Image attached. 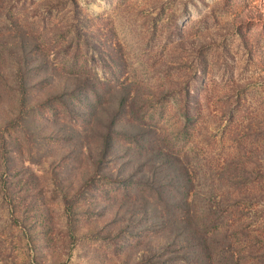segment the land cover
I'll return each mask as SVG.
<instances>
[{
  "label": "rangeland",
  "instance_id": "rangeland-1",
  "mask_svg": "<svg viewBox=\"0 0 264 264\" xmlns=\"http://www.w3.org/2000/svg\"><path fill=\"white\" fill-rule=\"evenodd\" d=\"M0 264H264V0H0Z\"/></svg>",
  "mask_w": 264,
  "mask_h": 264
},
{
  "label": "trees",
  "instance_id": "trees-1",
  "mask_svg": "<svg viewBox=\"0 0 264 264\" xmlns=\"http://www.w3.org/2000/svg\"><path fill=\"white\" fill-rule=\"evenodd\" d=\"M103 151H102V154L100 155V157H99V159L98 158H94L93 156H91V163L94 165V166H99V165H103V163H101V162H104V160H106L107 159V157H108V154L111 152V150H112V147L114 146V141H112V139L111 138H109L108 136H104L103 138ZM89 152V151H88ZM148 177V176H147ZM129 180V176H125V178L124 179H121V181H128ZM130 181V180H129ZM133 181V180H132ZM152 181L154 182V183H161V181H159V180H157V178H156V176L155 175H153V178H152ZM134 182V181H133ZM146 182H147V180H145V181H142L141 183L142 184H146ZM154 185V184H153ZM169 186L171 185V184H168ZM155 186H158V185H155ZM163 186V185H162ZM179 191V190H178ZM183 193V192H185L184 190H181V191H179V193ZM181 193H180V195H181ZM184 201H181V204H177V205H175V206H173L174 208H176L177 210H179V211H182V208L181 207H185L186 205H187V203L186 202H184ZM147 204L148 203H144L143 205L144 206H146L147 207ZM168 205H166V207L167 208H170V206L171 205H169L170 203H167ZM144 209H145V207H144ZM169 211H171V210H169ZM189 220H184V218L183 219H181V222H179V223H177L176 222V226H178V227H180L179 228V230L181 231V232H183L182 233V239L183 240H185V241H189L190 239H192V237L195 235L194 234V232H192L191 230H190V227H191V222H188ZM189 236H192L191 238H189ZM196 240L197 239H194V240H192V241H194L193 242V244L196 242ZM173 244H176V242H174ZM153 256V255H152Z\"/></svg>",
  "mask_w": 264,
  "mask_h": 264
}]
</instances>
